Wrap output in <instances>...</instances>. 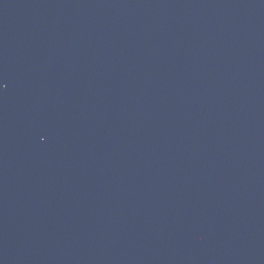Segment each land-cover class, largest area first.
<instances>
[{"label": "water", "instance_id": "1", "mask_svg": "<svg viewBox=\"0 0 264 264\" xmlns=\"http://www.w3.org/2000/svg\"><path fill=\"white\" fill-rule=\"evenodd\" d=\"M0 264H264V0H0Z\"/></svg>", "mask_w": 264, "mask_h": 264}]
</instances>
